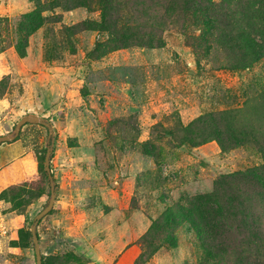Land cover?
<instances>
[{"label":"rangeland","instance_id":"obj_1","mask_svg":"<svg viewBox=\"0 0 264 264\" xmlns=\"http://www.w3.org/2000/svg\"><path fill=\"white\" fill-rule=\"evenodd\" d=\"M166 4L0 0V136L28 114L52 129L45 264L191 263L196 236L176 212L164 223L167 208L262 161L249 146L177 144L192 145L193 121L258 95L264 57L226 68L213 29ZM48 134L25 124L0 144V264H35L27 233L50 195Z\"/></svg>","mask_w":264,"mask_h":264},{"label":"trees","instance_id":"obj_2","mask_svg":"<svg viewBox=\"0 0 264 264\" xmlns=\"http://www.w3.org/2000/svg\"><path fill=\"white\" fill-rule=\"evenodd\" d=\"M166 8L190 12L213 29L212 42L226 68L245 69L264 57V0H167ZM196 125L200 133L190 137L192 145L182 140L179 146L189 149L214 139L222 150L249 146L262 161L219 176L210 192L169 206L162 221H174L176 212L194 232L197 255L188 264H264V89L242 108L209 113L187 131Z\"/></svg>","mask_w":264,"mask_h":264},{"label":"water","instance_id":"obj_3","mask_svg":"<svg viewBox=\"0 0 264 264\" xmlns=\"http://www.w3.org/2000/svg\"><path fill=\"white\" fill-rule=\"evenodd\" d=\"M25 124H39L44 127H47L49 131V134L47 137V147H46V151H45L44 159H43V171L45 173L46 179L49 184L50 195H49V199L46 205L43 207L42 210H40L34 216L30 224V227H29V231H30L31 238H32V246H33L35 264H42V257L40 253L39 240L37 237L36 228H37L39 221L52 210L55 196H56L55 181L53 179V176L50 170V156H51L52 149H53V141L51 139L52 129L44 118L33 115V114H28L16 123L12 132H9V133H6L0 136V144L4 142L13 141L19 135L21 127L24 126Z\"/></svg>","mask_w":264,"mask_h":264}]
</instances>
